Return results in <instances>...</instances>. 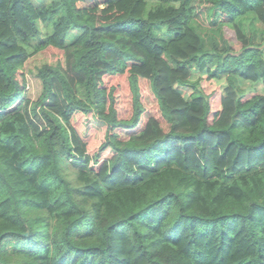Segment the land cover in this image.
<instances>
[{"label": "trees", "instance_id": "1", "mask_svg": "<svg viewBox=\"0 0 264 264\" xmlns=\"http://www.w3.org/2000/svg\"><path fill=\"white\" fill-rule=\"evenodd\" d=\"M203 1L264 29V0ZM194 2L0 0V264H264V94L239 83L264 85V41L205 50Z\"/></svg>", "mask_w": 264, "mask_h": 264}, {"label": "rangeland", "instance_id": "2", "mask_svg": "<svg viewBox=\"0 0 264 264\" xmlns=\"http://www.w3.org/2000/svg\"><path fill=\"white\" fill-rule=\"evenodd\" d=\"M37 5V4H36ZM206 2L203 0H195L192 4L193 6V22L191 23L192 28L197 32L199 37L201 38L202 46L205 50H210L214 45L217 46L219 50H227L228 45L230 46L231 52L238 53L241 50V47L246 45V41L249 36L252 34V40L250 43L258 44L264 41V29L260 28L257 24V21L251 19V14L249 16L250 19L244 17H238L234 21L231 22L232 26L228 28L222 27L219 23L212 24V18L208 15V9L205 7ZM34 64L32 61H29L26 64V68L33 70ZM192 79H198L200 77L203 80H200L199 86L205 92V95L210 97V102H212L213 98L219 94L223 93L222 88L225 85V75H222L217 81L215 80H207L205 79L204 73L192 72ZM36 80V79H35ZM118 87L115 90L116 95V108L119 112V115L122 117H127L130 113V97L128 96V90H126L127 85L126 81L121 76H117ZM240 87L242 90H246L244 93V97L242 100H247L254 93L264 94V85L258 80L256 83H250L241 80ZM33 85V94L35 92L40 93L41 86L37 81L32 82ZM140 92L142 94V99L146 107V113L150 114V87L147 81H140ZM30 87V86H29ZM248 88L254 90L251 94L247 91ZM72 125L77 129L78 128L86 134L88 130L92 129L89 132V136L92 142L94 143L95 149L101 143L105 127L98 123L95 125L92 119L89 116H84L80 113H76L71 121ZM93 145V146H94ZM105 155H102L104 157ZM66 165L73 171L82 168L83 166L78 162H73L71 160L66 162ZM8 253L10 252V246H6Z\"/></svg>", "mask_w": 264, "mask_h": 264}]
</instances>
